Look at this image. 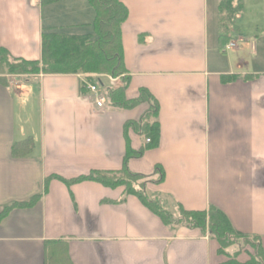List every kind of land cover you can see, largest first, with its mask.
Segmentation results:
<instances>
[{"label":"crops","instance_id":"1","mask_svg":"<svg viewBox=\"0 0 264 264\" xmlns=\"http://www.w3.org/2000/svg\"><path fill=\"white\" fill-rule=\"evenodd\" d=\"M120 1L129 11L126 95L152 97L159 141L149 147L125 131L148 102L97 109L81 74L34 75L16 86L0 75V214L39 196L0 222V264H225L215 240L166 226L124 187L54 178L119 171L129 149L143 152L127 166L152 181L149 198L172 213L214 206L264 247V30L254 29L264 18L242 20L255 0H243L225 37L221 0ZM93 10L88 0H0V48L11 59L40 61L44 32L89 34L83 31L92 27ZM229 43L236 48L226 51ZM28 139L31 152L15 155L14 145Z\"/></svg>","mask_w":264,"mask_h":264},{"label":"trees","instance_id":"2","mask_svg":"<svg viewBox=\"0 0 264 264\" xmlns=\"http://www.w3.org/2000/svg\"><path fill=\"white\" fill-rule=\"evenodd\" d=\"M59 0H41L43 5H51ZM94 9L95 19L92 23L93 33L85 35H69L59 31H46L42 35V53L40 61L11 59L6 49L0 48V75L6 73L16 75H70L84 74L91 82L96 76L109 75L122 78L123 85L118 88L109 87L105 91L106 102L113 107L133 108L136 104L148 102L149 111L138 123H127L125 131H136L146 137L149 147H155L160 138L158 123H150L156 118L158 107L152 97L141 91L140 98L128 100V76L124 63L122 29L129 16L128 8L120 0H88ZM244 10L243 0H221L219 12L223 14L222 36H227L228 27ZM33 147L31 139L14 145V154L26 156ZM143 152L129 149L124 166L119 171L92 170L88 175L73 179L54 176L55 179L71 186L83 182H95L104 187L116 189L124 187L127 194L135 195L140 203L158 217L166 226L183 225L198 229L202 235L207 234L218 245V253L229 258L225 264H264V247L259 237L248 236L235 230L228 217L219 209L211 206L208 211H187L179 206L176 213L170 212L161 201L149 198L145 192L148 182L141 175L129 171L127 161L140 158ZM162 178V176H161ZM158 179L161 183L162 179ZM143 180V181H142ZM145 180V181H144ZM39 200V196L27 203H12L0 214V222L14 209L31 207ZM238 247H237V246ZM236 247L238 248L236 251ZM234 248L235 252L230 253ZM247 248L253 250L250 252ZM247 255L245 262L238 257ZM51 264H55L52 262Z\"/></svg>","mask_w":264,"mask_h":264},{"label":"built area","instance_id":"3","mask_svg":"<svg viewBox=\"0 0 264 264\" xmlns=\"http://www.w3.org/2000/svg\"><path fill=\"white\" fill-rule=\"evenodd\" d=\"M234 48H236L235 43H230L226 46V50H231ZM103 78L106 79L105 84L98 81L95 83L91 82L89 80V77L84 75L80 77L82 88L86 91V97H88V99L97 109H101V110L105 109L107 105L106 97H105L106 89L109 87L114 88L115 83L122 80V77L114 78L109 75L103 76ZM16 85L17 84H15L14 82L11 83V86H16ZM146 142L149 143L150 141L147 139Z\"/></svg>","mask_w":264,"mask_h":264},{"label":"rangeland","instance_id":"4","mask_svg":"<svg viewBox=\"0 0 264 264\" xmlns=\"http://www.w3.org/2000/svg\"><path fill=\"white\" fill-rule=\"evenodd\" d=\"M252 3L253 4H251V3H249V5H248V11H247V14L246 15H244L243 16V21L245 20H255V19H260V18H264V0H255L254 2L252 1ZM258 5V6H257ZM262 10H263V12H262ZM94 11V10H93ZM93 19V18H92ZM128 20V19H127ZM242 20H240V21H236V24H237V29H242V27L241 26H239V23L241 24V23H243L242 22ZM235 21V20H234ZM233 21V22H234ZM127 22V21H126ZM231 27H234L233 25L231 26ZM256 28H258L257 30H259L260 32L262 31V30H264V24H262V25H260L259 27H255L254 29L256 30ZM125 31H126V37H127V39H128V26L126 27V29H125ZM84 32V34L85 33H93V27H89L88 29H86V30H84L83 31ZM247 50H248V48H246L245 47V50L244 51H246L247 52ZM243 51V50H242ZM231 55V54H230ZM81 75H84V74H81ZM125 75H127V74H125ZM4 76V78L8 81V83H10V85H11V83H15V84H18V81H20V80H24V79H26V78H29L30 77V75H16V74H9V73H6V74H4L3 75ZM87 76H92V75H87ZM128 76V75H127ZM122 78L124 77V76H121ZM18 80V81H17ZM146 137H143L142 139H145ZM143 181V180H142ZM145 181V180H144ZM208 235V234H207ZM209 236V235H208ZM237 246V245H236ZM238 247V246H237ZM236 247V251H237V248ZM250 252H253V250L252 249H250V248H247ZM58 264H64L62 261L60 262L59 261V263Z\"/></svg>","mask_w":264,"mask_h":264}]
</instances>
